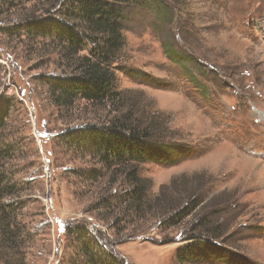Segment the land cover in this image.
Returning <instances> with one entry per match:
<instances>
[{"label":"rangeland","instance_id":"obj_1","mask_svg":"<svg viewBox=\"0 0 264 264\" xmlns=\"http://www.w3.org/2000/svg\"><path fill=\"white\" fill-rule=\"evenodd\" d=\"M158 1L167 6L170 18L160 19L163 10L143 6L125 11V60L115 71L116 86L130 95L129 101L137 100L142 122L157 120L153 138L162 144L182 142L188 153L171 165L143 162L138 173L150 180V195L181 176L207 178L199 207L214 197L222 204L196 218L207 216L232 248L264 264V0ZM15 4L0 19V108L8 111L0 141L11 150L0 172L16 186V193L2 197L1 204L18 205L10 215L18 223L23 264H66L74 252L66 228L80 223L111 241L109 250L119 264H175L183 243L176 232L183 225L168 226L165 219L158 220L163 215L123 217L119 207L112 209L116 220L98 218V212L110 209L99 205L109 200V192L101 182L81 180L78 172L88 175L102 167L61 135L94 116L103 121L108 113L89 111L82 101L70 115L53 105L40 78L59 75L57 54L43 49L51 41L40 33L28 37L21 27L15 34L4 32L23 21L37 28L34 24L47 16L36 13L40 4ZM7 38L12 40L6 43ZM164 50L191 54L201 65L179 67ZM201 66L210 77L201 76L198 84L213 91L217 107L184 76ZM220 80L225 84L217 85ZM117 233L138 236L113 237Z\"/></svg>","mask_w":264,"mask_h":264},{"label":"trees","instance_id":"obj_2","mask_svg":"<svg viewBox=\"0 0 264 264\" xmlns=\"http://www.w3.org/2000/svg\"><path fill=\"white\" fill-rule=\"evenodd\" d=\"M26 1L31 2L33 7L34 3L40 4L41 7L38 5L36 13L45 14L46 20L34 24L37 28L27 24L28 21L26 23L23 21L13 25L12 28H4V32L15 34L21 27L28 37L35 38L40 33L41 36L51 41L49 45H44L43 49L45 53L52 54L55 51L57 54L60 61L59 75H42L40 78L47 83L46 94L53 105L66 115H70L69 113L76 109V103L82 101L89 111L97 110L103 112L105 116L108 113L106 116L108 118L105 117L103 120L105 122L97 119L101 117L94 116L93 119L82 122L79 128L66 129L65 135H61L64 137L63 140L68 139V143L74 150L95 159L102 167V169H94L88 175L78 172L81 180L101 182L104 190L109 192V200L99 205L110 209L98 212V218L116 220L118 214L112 209L119 207V213L123 217L129 215L145 219L150 215H163L158 219L160 222L165 219L164 223L168 226L183 225L176 232L181 236L180 241L183 243L177 248L175 264H195L197 262L202 264H255L221 238V234L212 227L207 216L196 218L200 212L222 204L214 197L199 207L200 193L207 178L194 177L192 179V177L181 176L173 181L172 185L161 186L157 194L150 195V180L141 177L138 173V166L143 162L151 161L156 164L171 165L180 156L188 153L182 142L162 144L157 138H153L152 133L159 131L157 120L153 118L149 124L142 122L138 116L137 100L133 102L134 98H131L132 102L129 101L127 98L130 95L118 90L116 86L115 71L119 70V65L125 60L123 29L127 21L126 9L131 6H143L154 11L163 10L164 15L159 18L166 19V16L170 18V14L165 11L167 6L158 0ZM16 2L20 0H0V7H7V10L0 9V19L6 18L2 16L4 13L8 14L16 9L14 6ZM50 9L55 10L50 12ZM34 13L30 15L33 17ZM10 40L12 39L7 38L5 42L8 43ZM164 51L166 57L179 67L191 69L195 67L193 65H201L194 61L191 54ZM183 64L185 66H182ZM184 76L198 94L203 98L210 97L207 101L213 106H218L215 99L211 98L213 91L210 88L201 90L198 84L201 76L207 79L210 77L203 66L185 73ZM224 84L222 80L217 83V85ZM7 114L6 107L0 108V137ZM4 147L0 141L1 167L4 159L8 157V152H11L10 148L8 150ZM98 176H105V178L97 181L94 178ZM115 185L117 187H114ZM118 188L122 191L117 192ZM15 190L16 186L10 184L3 172H0V253L3 254V258L0 259L1 264L24 263L25 254L16 231L18 223L15 222L16 218L10 215L18 210L15 209L18 205L14 202L1 204V198L14 195ZM220 198V200L224 199ZM228 200L230 201V198ZM80 224L66 228V233L73 237L71 246L72 249L74 248L66 264H119L120 260L112 256L113 252L109 250L111 241L106 237L102 238L98 229L99 236L92 234L87 224H82V226ZM111 225V223L108 224V227ZM136 233L129 235L117 233V236H112H120V239L125 236L132 239L138 236ZM113 237L110 236V239Z\"/></svg>","mask_w":264,"mask_h":264}]
</instances>
